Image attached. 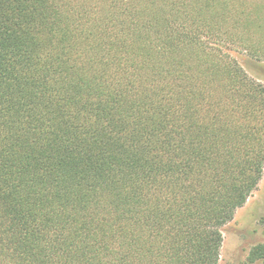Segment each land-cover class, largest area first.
Wrapping results in <instances>:
<instances>
[{"label": "trees", "instance_id": "obj_1", "mask_svg": "<svg viewBox=\"0 0 264 264\" xmlns=\"http://www.w3.org/2000/svg\"><path fill=\"white\" fill-rule=\"evenodd\" d=\"M241 54L264 0H0V264H218L264 169Z\"/></svg>", "mask_w": 264, "mask_h": 264}, {"label": "rangeland", "instance_id": "obj_2", "mask_svg": "<svg viewBox=\"0 0 264 264\" xmlns=\"http://www.w3.org/2000/svg\"><path fill=\"white\" fill-rule=\"evenodd\" d=\"M235 58L252 79L264 85V62L243 54ZM221 233L223 241L218 264H249L251 249L264 245V169L257 189Z\"/></svg>", "mask_w": 264, "mask_h": 264}]
</instances>
